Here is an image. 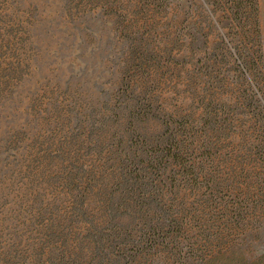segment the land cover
<instances>
[{"label": "rangeland", "instance_id": "obj_1", "mask_svg": "<svg viewBox=\"0 0 264 264\" xmlns=\"http://www.w3.org/2000/svg\"><path fill=\"white\" fill-rule=\"evenodd\" d=\"M240 1L0 0V264H187L220 231L264 262V0Z\"/></svg>", "mask_w": 264, "mask_h": 264}, {"label": "trees", "instance_id": "obj_2", "mask_svg": "<svg viewBox=\"0 0 264 264\" xmlns=\"http://www.w3.org/2000/svg\"><path fill=\"white\" fill-rule=\"evenodd\" d=\"M225 4L227 5V8L234 10L235 12H238L241 10L242 1L240 0H224ZM169 138L167 139V142H164L165 147L162 149V152H164L165 157L168 159H171L177 165L181 168V173L183 176V179H189L188 176H191V180L193 179H200L201 175L195 174V171L199 168V170H202V164L201 159L199 161H188V156H190V153L192 154L194 150L191 149L190 144L187 146L185 143H178L176 140L177 135H169ZM194 144V143H191ZM197 165L199 167H197ZM183 228H177L175 231V238L174 240L181 239L183 237V234H185V231H183ZM204 235L201 237V239L196 237H191L188 240L192 241V243L189 245V251L191 256L187 257V264H246V262L242 261L245 259V257L242 255H238V258L236 260H231L227 258L226 253L219 255L213 254V243L217 240H219L222 236V232L220 231V234H214L213 236L210 235ZM212 236V237H211ZM183 240V239H182ZM154 242V241H152ZM188 251V252H189ZM182 254L179 252V255ZM176 257L178 254H174ZM186 260V259H184ZM239 260V261H238ZM250 261V260H249ZM251 262V261H250ZM250 264H264V262L259 259H255V261L251 262Z\"/></svg>", "mask_w": 264, "mask_h": 264}]
</instances>
